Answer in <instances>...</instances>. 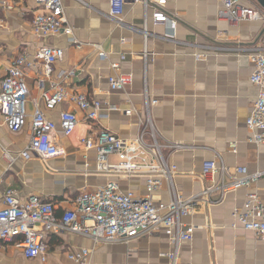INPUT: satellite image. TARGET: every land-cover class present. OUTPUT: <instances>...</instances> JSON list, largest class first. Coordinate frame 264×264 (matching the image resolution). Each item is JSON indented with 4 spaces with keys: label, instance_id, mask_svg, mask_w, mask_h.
Returning <instances> with one entry per match:
<instances>
[{
    "label": "crops",
    "instance_id": "obj_1",
    "mask_svg": "<svg viewBox=\"0 0 264 264\" xmlns=\"http://www.w3.org/2000/svg\"><path fill=\"white\" fill-rule=\"evenodd\" d=\"M10 2L12 9L0 11V79L12 59L20 55L31 59L42 46L58 47L64 55L52 65L50 79H57L61 71L74 69V76L64 82L68 92H85L90 99L116 104L122 110L134 107L135 112L126 116L122 111L102 109L106 117L94 123L88 122L69 102L47 111L37 87V79L43 78L41 65L37 63L35 71L26 70L28 116L21 130L10 132L0 115V195L7 188L15 189L22 200L36 195L54 204L55 214L60 216L67 206L65 202L74 195L94 190L108 181H117L121 190H132L136 196L143 194V178L119 180L95 173V152L86 150L80 139L97 128L122 138H134L139 131L138 118L144 114V92L157 101L150 112L158 141L184 145L178 150H163L164 157L176 167L173 183L179 193L189 196L202 188L198 178L201 165L215 155L230 168L244 166L249 173L264 171V145L246 141L245 121L257 94V88L249 81L252 62L245 54L231 50L197 61L191 47L193 44L228 49L250 46L263 33L262 22L219 21L218 0H166L163 9L176 22L172 30L152 20L151 0H125L119 22L109 15L108 0H61L65 18L72 27L71 35L39 38L30 30L33 14L37 12L35 1ZM94 45L107 53L106 59L98 57ZM144 50L149 55L146 75L141 57ZM119 55L125 59L120 60ZM112 62L119 64L121 72L132 74V83L122 92L109 91L107 77ZM49 86L46 79L44 88ZM35 103L54 122L61 110L74 112L78 118L71 135L56 133L60 154L45 160L28 149L30 115ZM231 142L237 144L234 153L228 149ZM252 191L264 206L263 176L247 188L226 194L218 203L203 201L186 217L185 221L196 229L191 241L178 245L175 264H264V239L237 223L232 227L233 208H241ZM168 198L163 182L153 199L167 202ZM218 198L212 195L208 200ZM19 240L16 237L0 243V264H74L67 258L69 248L90 249V264H169L166 254L174 251L162 232L143 235L128 243L98 245L86 236L61 233L48 236V258L41 262L38 258H25Z\"/></svg>",
    "mask_w": 264,
    "mask_h": 264
},
{
    "label": "built area",
    "instance_id": "obj_2",
    "mask_svg": "<svg viewBox=\"0 0 264 264\" xmlns=\"http://www.w3.org/2000/svg\"><path fill=\"white\" fill-rule=\"evenodd\" d=\"M37 12L33 14L30 30L39 38L56 35H71L72 27L68 24L61 0H34ZM109 15L116 22L122 19L125 0H108ZM152 20L169 26L174 30L176 22L164 11L166 0H151ZM219 21L227 24L240 22H262L264 9L257 4H246L244 0H218ZM10 0H0V11L12 9ZM222 32V31H220ZM193 57L203 60L212 54L231 50L243 53L253 64L249 81L257 88V94L245 124L248 131L246 141L255 146L264 145V30L259 39L247 47L232 49L208 44H193ZM99 58L106 59L107 53L100 46L94 45ZM64 51L58 47L42 46L31 59L20 55L10 61L5 74L0 79V115L2 123L12 133L21 130L25 124L29 88L26 82V70H34L41 65L43 78L37 79L40 89V101L47 111L54 110L64 102L75 105L88 122L94 123L107 112H120L131 116L134 107L120 109L99 99H90L85 92H68L64 82L74 76V69L61 71L57 79H50L52 65L62 59ZM148 53L142 52L143 73L146 75ZM152 58V57H151ZM119 59H125L119 55ZM108 75L110 92H122L132 83L131 73H123L117 62L110 64ZM35 71V70H34ZM49 88H44L45 80ZM145 81V79H144ZM145 83V82H144ZM143 116L138 118L139 131L130 138H122L105 129H93L80 139L86 150H93L96 155L95 173L114 176L119 180L143 178V194L136 196L132 190H121L117 181H108L105 185L91 191H82L74 195L65 204L60 216L55 214V206L36 195L25 199L17 196L16 190L7 188L0 195V243L11 242L19 237L22 254L27 259L48 258L47 238L51 234L69 233L89 237L95 245L103 243H128L143 235L157 232L164 233L173 245L174 251L166 254L170 263L175 264L177 247L181 242L193 239L196 226L185 221L203 201L209 204L220 202L224 196L240 188H247L264 176V171L249 173L244 166L230 168L219 155L202 163L198 178L203 184L195 194L184 196L174 186L173 177L176 167L164 157L163 150H178L182 143L161 144L151 118L150 108L156 105L155 99H149L144 92ZM30 119V139L28 149L45 160L60 154L55 136L58 131L71 135L78 124L74 112L61 110L58 121L48 119L35 103ZM237 144L231 142L228 149L236 151ZM4 157L8 154L4 152ZM194 176V175H193ZM167 186V202L154 201L153 194L159 191L162 183ZM212 195L218 199H210ZM231 216L235 223L245 231L255 233L264 239V206L257 194L252 191L246 195L241 208L235 207ZM91 250L82 248L67 249V258L74 264H90Z\"/></svg>",
    "mask_w": 264,
    "mask_h": 264
},
{
    "label": "water",
    "instance_id": "obj_3",
    "mask_svg": "<svg viewBox=\"0 0 264 264\" xmlns=\"http://www.w3.org/2000/svg\"><path fill=\"white\" fill-rule=\"evenodd\" d=\"M254 1L258 6L264 9V0H254Z\"/></svg>",
    "mask_w": 264,
    "mask_h": 264
},
{
    "label": "rangeland",
    "instance_id": "obj_4",
    "mask_svg": "<svg viewBox=\"0 0 264 264\" xmlns=\"http://www.w3.org/2000/svg\"><path fill=\"white\" fill-rule=\"evenodd\" d=\"M244 2H245L246 4H254V3H255L254 0H244ZM255 4H256V3H255Z\"/></svg>",
    "mask_w": 264,
    "mask_h": 264
}]
</instances>
